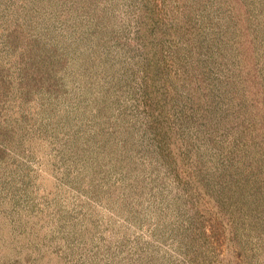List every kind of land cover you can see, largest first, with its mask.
<instances>
[{
  "label": "rangeland",
  "instance_id": "rangeland-1",
  "mask_svg": "<svg viewBox=\"0 0 264 264\" xmlns=\"http://www.w3.org/2000/svg\"><path fill=\"white\" fill-rule=\"evenodd\" d=\"M0 264H264V0H0Z\"/></svg>",
  "mask_w": 264,
  "mask_h": 264
}]
</instances>
